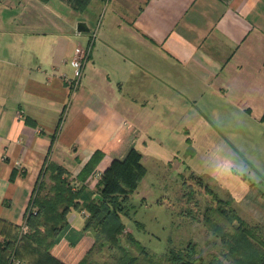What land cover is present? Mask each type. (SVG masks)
<instances>
[{
  "label": "crops",
  "instance_id": "obj_1",
  "mask_svg": "<svg viewBox=\"0 0 264 264\" xmlns=\"http://www.w3.org/2000/svg\"><path fill=\"white\" fill-rule=\"evenodd\" d=\"M98 1L23 0L10 19L0 14L2 233L25 222L45 158L74 180L123 118L130 126L85 179L89 189L130 147L142 162L147 150H166L165 135L264 124V0H108L93 27L86 17ZM219 138L233 152L230 137ZM82 218L70 210L49 250L64 264H77L94 242Z\"/></svg>",
  "mask_w": 264,
  "mask_h": 264
},
{
  "label": "rangeland",
  "instance_id": "obj_2",
  "mask_svg": "<svg viewBox=\"0 0 264 264\" xmlns=\"http://www.w3.org/2000/svg\"><path fill=\"white\" fill-rule=\"evenodd\" d=\"M22 3L23 0H0V14H6L10 19ZM96 7V13H89L86 17L87 25L93 23V27L108 14V0H99ZM237 124L238 121L224 127L198 126L190 139L165 135L162 142L165 151L153 149L152 153L144 152L142 164L145 170L133 192L123 202L126 214L122 218L126 224L123 233L133 232L148 252L155 255H163L170 248L185 251L188 248L194 251L193 258H202L203 264H217L214 259H220L222 264H231L221 253L222 242L206 226L204 216L212 218L228 231L235 223L228 226L214 210L206 213L208 204L216 205L206 191L207 185L227 200L264 241V124ZM204 131L207 134L203 135ZM220 135L230 137L234 149L227 145L233 152L227 151ZM193 144L198 150H192ZM170 149L174 152L171 153ZM173 154L175 157H171ZM53 183L49 171L42 173L37 194H47ZM81 215L85 223L89 216L83 211ZM89 229L92 233H100L95 228ZM21 234L19 231L18 236ZM94 244L91 255L94 261H103L102 255H110L114 251L101 235ZM131 252L142 260L141 255Z\"/></svg>",
  "mask_w": 264,
  "mask_h": 264
},
{
  "label": "trees",
  "instance_id": "obj_3",
  "mask_svg": "<svg viewBox=\"0 0 264 264\" xmlns=\"http://www.w3.org/2000/svg\"><path fill=\"white\" fill-rule=\"evenodd\" d=\"M25 121L36 125L29 117H25ZM128 125L124 118L118 122L107 141L93 153L74 180L70 179L69 172L63 166L45 158L24 214L28 231L18 236L20 230L13 226V233H2L4 228L0 225V264H12L14 260L29 264H64L51 256L49 250L57 235L67 226V214L73 209L87 213L89 217L85 220V229L90 227L100 232L95 233V241L101 235L114 249L112 254L102 255L103 261H94L91 258L94 241L77 264H203L202 258H193L194 251L188 248L186 251L170 248L163 255H155L148 252L133 232L123 233L126 229L122 221L126 216L123 202L133 192L145 170L141 154L134 147H130L123 157L112 159L93 189L87 187L85 179L94 171L104 153L119 144L121 133L127 132ZM48 171L54 183L47 194L38 195L36 191L41 186L38 184L40 176ZM15 173L14 169L11 177ZM205 188L216 203L215 206L208 204L206 213L214 210L228 226L235 223L228 231L212 218L204 216L206 226L222 242L221 253L231 264H264V241L254 228L238 215L227 200H223L207 185ZM7 226L10 224L7 223ZM131 250L141 255L142 260ZM214 260L221 262L220 259Z\"/></svg>",
  "mask_w": 264,
  "mask_h": 264
},
{
  "label": "built area",
  "instance_id": "obj_4",
  "mask_svg": "<svg viewBox=\"0 0 264 264\" xmlns=\"http://www.w3.org/2000/svg\"><path fill=\"white\" fill-rule=\"evenodd\" d=\"M107 1V0H106ZM87 58V53L85 51V55L81 56L80 60L78 59L76 61V76L78 77L81 73V68L83 66V62L85 61V59ZM84 212V211H83ZM86 213V212H85ZM28 226L27 224L24 222L23 224L20 225V231L21 233H26L28 231Z\"/></svg>",
  "mask_w": 264,
  "mask_h": 264
},
{
  "label": "water",
  "instance_id": "obj_5",
  "mask_svg": "<svg viewBox=\"0 0 264 264\" xmlns=\"http://www.w3.org/2000/svg\"><path fill=\"white\" fill-rule=\"evenodd\" d=\"M79 26H80V28H82V26H84V25H82V23H80Z\"/></svg>",
  "mask_w": 264,
  "mask_h": 264
}]
</instances>
